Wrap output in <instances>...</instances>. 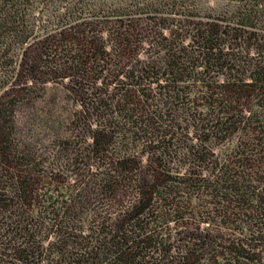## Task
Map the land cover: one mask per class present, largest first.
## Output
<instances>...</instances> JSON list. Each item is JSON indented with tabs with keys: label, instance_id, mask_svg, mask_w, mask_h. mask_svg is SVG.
Here are the masks:
<instances>
[{
	"label": "rangeland",
	"instance_id": "rangeland-1",
	"mask_svg": "<svg viewBox=\"0 0 264 264\" xmlns=\"http://www.w3.org/2000/svg\"><path fill=\"white\" fill-rule=\"evenodd\" d=\"M68 9L38 12V37L0 89L4 131L23 157H0V264H71L70 248L99 241L164 183L169 197H151L160 212L148 225L164 243L149 264L185 252L214 264L235 243L264 256L251 211L264 181V0ZM61 12L73 19L55 27Z\"/></svg>",
	"mask_w": 264,
	"mask_h": 264
},
{
	"label": "trees",
	"instance_id": "trees-1",
	"mask_svg": "<svg viewBox=\"0 0 264 264\" xmlns=\"http://www.w3.org/2000/svg\"><path fill=\"white\" fill-rule=\"evenodd\" d=\"M73 1L0 0V89L4 88L12 79L16 58L23 47L30 40L38 37L37 27L41 22V15H38V12H41L43 8L70 11L68 7ZM236 1L241 2L243 0ZM70 12L72 13V11ZM33 13L37 14V18H32ZM54 19L56 25H53L57 27V24H69L73 16L68 12H61L56 14ZM257 81L264 85V65L258 69ZM3 118L4 113L0 104V157L18 161L23 157H20V152L12 147L9 135L4 131L6 126L1 121ZM257 189L253 190L252 193L251 202L253 207L251 206V211L257 220V232L264 235V197H262L264 195L262 194L264 192V181L260 182V187ZM169 190L170 186H167L166 183L158 186L156 191L146 195L148 197L146 203L143 195L137 196L126 208V218L114 225L115 227H110L111 229H108L105 236L99 238V241L87 242L85 244H89L87 247L82 242L78 244V250L75 252L72 251L76 248H70L67 251L69 262L71 264H79L80 262L87 264L89 260L93 261L97 258V255H100L103 256L100 264H149L152 255L157 254L159 252L158 247H161L164 243L161 238V231L156 232L154 227L150 228L148 226L149 223L157 220L159 215L156 214L160 212V209H157L151 202V197L153 199L156 194L154 199L165 200L169 197ZM43 208L44 213H49L50 210L47 211L46 207ZM165 213L163 212L162 217L166 225L170 220L166 218ZM57 216L58 214L55 215V217ZM152 216H154L153 220L151 219ZM60 219L63 218L60 216ZM91 236L87 235L84 238L91 239ZM100 241H103V243H100ZM260 253L261 251L256 253L254 250L251 251L247 247L235 243L220 250L216 256L213 255L210 261L214 264H264V256L261 257ZM198 262L197 255L194 256L193 252L192 254L185 252L178 263L198 264Z\"/></svg>",
	"mask_w": 264,
	"mask_h": 264
}]
</instances>
